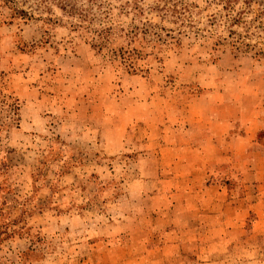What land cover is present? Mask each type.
I'll return each mask as SVG.
<instances>
[{
    "label": "rangeland",
    "instance_id": "obj_1",
    "mask_svg": "<svg viewBox=\"0 0 264 264\" xmlns=\"http://www.w3.org/2000/svg\"><path fill=\"white\" fill-rule=\"evenodd\" d=\"M0 264H264V0H0Z\"/></svg>",
    "mask_w": 264,
    "mask_h": 264
},
{
    "label": "crops",
    "instance_id": "obj_2",
    "mask_svg": "<svg viewBox=\"0 0 264 264\" xmlns=\"http://www.w3.org/2000/svg\"><path fill=\"white\" fill-rule=\"evenodd\" d=\"M189 131L187 132L191 137H194L195 135L199 137L198 139V146H196L193 142L191 143V146L179 148L174 147L173 150L175 152H182L183 156L182 158H179L177 162H180L181 164L185 161V171L183 172L185 177V182L190 186V195L193 196L196 191H194V188L196 185H199V182H202V187L206 189V193H209V196L207 194V198H203L204 201L207 200L210 202V204H214V206H218L221 202V190L222 183H219L220 181L217 180V177L214 179L216 181H212L211 183L206 182V171L202 169L201 166L198 165L197 159L199 158V155H222L221 147L222 141L224 138H229L230 143L232 144L235 142L237 145L241 143L242 138L238 136V139H235L234 137L230 136L232 133L231 131V119H225L222 117H213L209 116L208 118L201 117L197 118V120L189 125L188 127ZM186 153L190 154V157H186ZM198 157V158H197ZM213 158L209 159L211 162ZM176 162V163H177ZM188 169L186 170V168ZM212 191H215V193H212ZM211 194V196H210ZM217 195L218 198H217ZM202 199V200H203ZM189 202V201H188ZM213 211V210H212ZM193 234H199L196 228H193L190 230Z\"/></svg>",
    "mask_w": 264,
    "mask_h": 264
}]
</instances>
